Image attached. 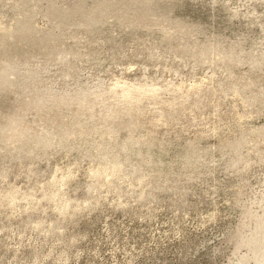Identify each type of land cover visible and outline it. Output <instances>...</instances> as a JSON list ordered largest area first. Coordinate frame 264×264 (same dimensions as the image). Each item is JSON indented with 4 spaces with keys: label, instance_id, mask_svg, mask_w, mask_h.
Listing matches in <instances>:
<instances>
[{
    "label": "rangeland",
    "instance_id": "1",
    "mask_svg": "<svg viewBox=\"0 0 264 264\" xmlns=\"http://www.w3.org/2000/svg\"><path fill=\"white\" fill-rule=\"evenodd\" d=\"M0 264H264V0H0Z\"/></svg>",
    "mask_w": 264,
    "mask_h": 264
},
{
    "label": "bare ground",
    "instance_id": "2",
    "mask_svg": "<svg viewBox=\"0 0 264 264\" xmlns=\"http://www.w3.org/2000/svg\"><path fill=\"white\" fill-rule=\"evenodd\" d=\"M122 87H123V85H122ZM134 88H135V87H134ZM116 89H117V88H116ZM125 89H126V90H123V91L121 92V95H120V96H122L121 98L127 100V99H130V98H131L132 92H134V91H133V90H130V88H129V89L125 88ZM135 89H136V88H135ZM135 89H134V90H135ZM137 89H138V88H137ZM142 89H143V88H142ZM138 90H139V89H138ZM138 90H135V91L139 92ZM148 91H150V90H147V93H148ZM137 92H134V94L136 93L135 95H137ZM140 92H141V91H140ZM140 92H139V93H140ZM142 92H146V91H144V89H143ZM151 92H152V90H151ZM139 93H138V94H139ZM134 94H133V95H134ZM149 94H150V92H149ZM133 95H132V96H133ZM139 95H141V94H139ZM142 95H145V93H143ZM142 95H141V97H142ZM137 96H138V95H137ZM137 96H136V97H137ZM145 96H147V94H146ZM136 97L134 96V97H132V98H136ZM143 97H144V96H143ZM138 98H140V97H138ZM158 98H159V97H158ZM140 99H141V98H140ZM140 99H138V100H140ZM62 100H63V99H62ZM64 100H65V99H64ZM64 100L61 101L60 103L58 102V104H65V105H67V103L70 102V101H68V100H67V101H66V100L64 101ZM121 100H122V99H121ZM134 100L138 101L137 99H134ZM103 101H104V100H103ZM122 101H123V100H122ZM132 101H133V100H132ZM144 101H145V100H144ZM138 102H140V101H138ZM36 103H37V102H36ZM38 103H39V102H38ZM29 104H30V103H29ZM114 104H115V103H114ZM139 104H140V103H139ZM139 104H138V105H139ZM57 106H58V105H57ZM57 106H56V107H57ZM154 106H155V105H154ZM111 107H112V106H111ZM96 108H97V107H96ZM136 109H137V108H136ZM138 109H139V108H138ZM175 112H176V111H175ZM101 114H102V113H101ZM113 114H118V113H117V112H115V113L113 112ZM119 115H120V114H119ZM110 116H113V115H110ZM114 117H115V116H114ZM116 117H117V116H116ZM160 118H161V116H160ZM158 120H159V119H158ZM18 122H20V121H18ZM8 123H9V125L12 124V123H13V120L11 119ZM159 123H160V122H159ZM19 124H20V123H19ZM19 124H16V125L14 124V126L10 127L11 129H13V130H15V131H14V134L12 133L11 136H9V137H15V138H16V135H19V137H20L21 134H23V131H24V130L26 131V129H25L26 127H24V124H23V125H21V124L19 125ZM150 125H151V124H150ZM158 125H159V124H158ZM25 126H26V125H25ZM152 126H153V125H152ZM27 127H28V126H27ZM10 128H9V129H10ZM153 128H154V127H153ZM29 129H30V128H29ZM80 129H82V128H80ZM78 131H79V130H78ZM75 132H77V130H76ZM79 132H80V133H84V132L87 133V131H83V130H80ZM25 133H26V132H25ZM73 133H74V132H72L71 135H72ZM39 134H40V133H39ZM76 134H77V133H76ZM89 134H90V133H89ZM74 135H75V133H74ZM83 135H84V134H83ZM38 136H39V135H38ZM4 139H5V138H4ZM9 139H10V138H9ZM5 140H6V139H5ZM17 140H18V137H17ZM18 141H19V140H18ZM18 141H17V142H18ZM20 142H21V141H20ZM148 145H149V143H148Z\"/></svg>",
    "mask_w": 264,
    "mask_h": 264
}]
</instances>
